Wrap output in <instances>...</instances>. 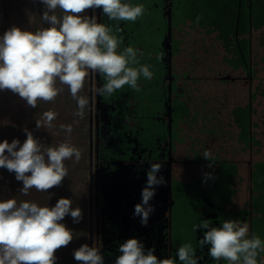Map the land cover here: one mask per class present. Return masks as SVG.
Masks as SVG:
<instances>
[{
  "label": "flooded vegetation",
  "instance_id": "obj_1",
  "mask_svg": "<svg viewBox=\"0 0 264 264\" xmlns=\"http://www.w3.org/2000/svg\"><path fill=\"white\" fill-rule=\"evenodd\" d=\"M123 2L146 11L136 22L109 20L102 8L84 15L113 29L118 51L140 50L153 78L141 77L139 92L125 85L102 97L94 89L103 77L89 72L79 93L89 103L70 140L82 150L69 160L82 191L76 234L99 247L104 264L131 238L158 259L181 264L177 250L191 243L198 264H227L199 245L209 229L193 225L238 220L264 241V0ZM152 163L165 184L155 186L144 226L134 211Z\"/></svg>",
  "mask_w": 264,
  "mask_h": 264
},
{
  "label": "clouds",
  "instance_id": "obj_2",
  "mask_svg": "<svg viewBox=\"0 0 264 264\" xmlns=\"http://www.w3.org/2000/svg\"><path fill=\"white\" fill-rule=\"evenodd\" d=\"M46 10L42 20L49 27L35 32L11 27L0 36V90H10L24 99L33 108L39 101L53 102L67 86L77 101L75 116L83 118L88 99L80 96L89 72L99 73L104 79L102 86L94 91L102 97H110L125 85L139 92L138 81L143 77L151 80V65L140 64L138 49L131 46L118 51L121 40L113 29L97 23L96 17L84 15L88 9L102 8L112 21L136 22L146 9L143 4L132 5L123 0H41ZM63 13L58 17L55 13ZM51 13V14H50ZM199 19V18H198ZM116 32L122 31L118 26ZM160 56H157V60ZM133 65H138L134 67ZM57 113L43 112L36 120V127L51 129ZM69 135L71 125H60ZM27 138L20 144L14 139L0 142V168L14 172L16 179L23 182L21 194L28 195L35 188L48 192L62 184L68 176L65 161L75 158L79 162L82 150L71 141L57 146H46L25 129ZM18 149V150H17ZM206 160H212V153L205 150ZM162 165L152 163L147 173V184L142 190V203L135 205L134 214L141 217L146 226L149 215L154 211L149 201L155 194V186L165 184L163 176L158 177ZM213 178L205 174V180ZM72 200L60 198L54 207L39 206L29 201L17 202L15 198L0 201V264H55V253L73 240V232L61 221L68 215L78 223L82 219L79 207H72ZM147 205V207H145ZM209 229L199 245H210L209 256L225 260L227 264H264L257 257L264 253V241L255 234L249 238V225L238 220H225L220 227H211L208 220L193 225ZM195 248L191 243L180 245L177 256L181 264H198ZM121 253L115 264H177L173 258L158 259L154 249L145 254L143 244L136 238L126 240L119 247ZM80 264H104V258L97 246H80L73 253Z\"/></svg>",
  "mask_w": 264,
  "mask_h": 264
},
{
  "label": "rangeland",
  "instance_id": "obj_3",
  "mask_svg": "<svg viewBox=\"0 0 264 264\" xmlns=\"http://www.w3.org/2000/svg\"><path fill=\"white\" fill-rule=\"evenodd\" d=\"M36 11L37 9L33 6L32 1L30 2L29 0H0V36H3V34L13 26L18 27L21 30L34 32L36 26L33 22ZM257 100L262 99L257 97ZM42 103L43 101H39L37 107L33 108L29 106L24 99L19 97L18 94L13 93L10 90H0V142L7 140L11 143L14 139H16L19 140L22 145L27 138L25 129L32 132L36 128V120H40L42 118L45 108ZM59 109L62 111L63 115L59 117L57 116L54 120L55 122L53 121L52 130H55V125L65 124L66 121L67 124L70 123L71 125V118L74 117L75 112L71 103L66 102L60 106ZM68 114H70V116L67 117ZM58 131H61L60 127ZM75 135L76 133L74 135L72 133L71 140L76 137ZM67 165H70V163ZM4 169L5 168H0V172ZM75 181H77V178L74 177L73 174L69 175L68 173V176L64 178L60 186L53 187L52 189H49L48 192H45L46 199L42 202L40 201L42 200V194H39L36 200H34L33 197L34 191L38 193L42 192H39L36 189H31L28 195L16 197L19 196L21 191L15 192L14 187L11 189L14 197H10V192L0 191V201L15 198L17 202L29 201L37 203L39 206L54 207L52 204L55 203L56 199H54V196L52 195H58L57 198L59 199L63 190L74 191L75 187L73 185L75 184ZM32 193L33 195L31 196ZM47 195H49L48 198ZM61 223L64 224V221ZM65 225L67 226L66 223ZM72 232L73 240L69 243V245L56 251L55 256L57 259L55 264H80V262L76 261L73 256L74 251L80 247V240L77 238V234L73 230Z\"/></svg>",
  "mask_w": 264,
  "mask_h": 264
},
{
  "label": "trees",
  "instance_id": "obj_4",
  "mask_svg": "<svg viewBox=\"0 0 264 264\" xmlns=\"http://www.w3.org/2000/svg\"><path fill=\"white\" fill-rule=\"evenodd\" d=\"M29 1L30 2L32 1L33 6H35V9H37V11L34 14V22H33L35 24V26H36L35 31L38 30V29H43V28L49 27L50 25L48 24V22H45V21L42 20L43 13L46 10L45 5L43 3H41V0H29ZM55 14L58 17H61L63 15V13H62V11L60 9H57ZM63 86L64 85H60L59 82H57V87H63ZM73 100H75V99L72 98L69 89H64L56 97V99L53 102H44L43 101L42 104L45 107L44 108V112L48 111V110H52V111H55L58 114L57 115L58 117L62 116L63 113H62V111L59 108H60V106H62L66 102L71 103L73 105L74 112H76L78 110V105H77V103H73ZM68 116H70V114H68L67 117ZM73 118H71V120H72L71 121L72 132H71L70 135L68 133H66L65 131H63V130L58 131V129H59L60 125H61L60 124V125H55V127H54L55 130H52V128L51 129H45V128H39L38 129L36 127L32 131L33 136L36 139H38L42 144H44L46 146H57V145H59L62 142H66L68 140H71L72 133H74L76 131V122H75V120L77 119V116L74 115ZM66 122L63 125H70V123L67 124ZM57 126H59V127H57ZM56 127H57V129H56ZM69 163H70L69 160L65 161V165L67 166L69 175L73 174V176L77 178V174L78 173H75L71 169H69V165H67ZM75 184H77V181H75ZM75 184L73 185L75 187L74 191L73 190H69V191L63 190V192L61 193V196L59 197V199L60 198H68V199L72 200V202H73L72 203V207L73 208H76V207L81 208V204L80 203H81V198H82V191H81L80 187L75 185ZM12 187H14L15 192H19L22 189V187H23V182H19L16 179L15 173L14 172H9L5 168L4 170H1V172H0V191H2V192L6 191L8 193L10 192V197H14L13 193L11 191ZM33 190H35V188H33ZM39 194H42L41 195V199L42 200L39 199L41 202L44 199H46V193L45 192L38 193V192L34 191V195L32 193L31 196L33 195L34 200H36L38 198ZM47 194H49V193H47ZM22 196H23V194H21V192H20L19 196H16V197H22ZM44 196H45V198H44ZM48 196L49 195H47V198H48ZM52 196H54V199H56V200L58 199L57 198L58 195H52ZM56 200H55V203L52 204L53 206H55V204L57 203L58 200L57 201ZM63 221H64V224L66 223L67 227L69 229L73 230L75 233L77 232V229L80 227V222H78V223L74 222L73 218L70 215L66 216L65 219H63L61 222H63ZM76 236L80 240L79 241L80 246H82L83 245V243H82L83 236L78 235V234Z\"/></svg>",
  "mask_w": 264,
  "mask_h": 264
},
{
  "label": "water",
  "instance_id": "obj_5",
  "mask_svg": "<svg viewBox=\"0 0 264 264\" xmlns=\"http://www.w3.org/2000/svg\"><path fill=\"white\" fill-rule=\"evenodd\" d=\"M256 95H259V92L256 91ZM257 97V96H256Z\"/></svg>",
  "mask_w": 264,
  "mask_h": 264
}]
</instances>
